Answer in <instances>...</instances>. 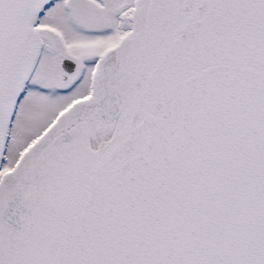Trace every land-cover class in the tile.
Here are the masks:
<instances>
[{"label":"snow or ice","instance_id":"1","mask_svg":"<svg viewBox=\"0 0 264 264\" xmlns=\"http://www.w3.org/2000/svg\"><path fill=\"white\" fill-rule=\"evenodd\" d=\"M0 264H264V0H0Z\"/></svg>","mask_w":264,"mask_h":264}]
</instances>
